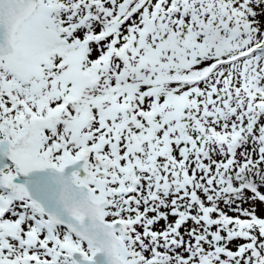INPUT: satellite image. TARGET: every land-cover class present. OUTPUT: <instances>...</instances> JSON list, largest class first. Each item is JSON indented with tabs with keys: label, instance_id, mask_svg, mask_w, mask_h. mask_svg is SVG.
I'll return each mask as SVG.
<instances>
[{
	"label": "snow or ice",
	"instance_id": "snow-or-ice-1",
	"mask_svg": "<svg viewBox=\"0 0 264 264\" xmlns=\"http://www.w3.org/2000/svg\"><path fill=\"white\" fill-rule=\"evenodd\" d=\"M0 264H264V0H0Z\"/></svg>",
	"mask_w": 264,
	"mask_h": 264
},
{
	"label": "rangeland",
	"instance_id": "rangeland-1",
	"mask_svg": "<svg viewBox=\"0 0 264 264\" xmlns=\"http://www.w3.org/2000/svg\"><path fill=\"white\" fill-rule=\"evenodd\" d=\"M161 224H162V222H161Z\"/></svg>",
	"mask_w": 264,
	"mask_h": 264
}]
</instances>
